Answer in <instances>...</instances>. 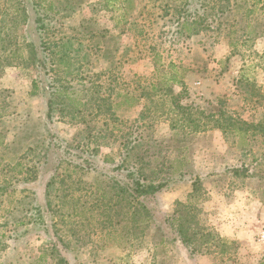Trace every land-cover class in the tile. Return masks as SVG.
<instances>
[{
    "label": "rangeland",
    "instance_id": "374dc122",
    "mask_svg": "<svg viewBox=\"0 0 264 264\" xmlns=\"http://www.w3.org/2000/svg\"><path fill=\"white\" fill-rule=\"evenodd\" d=\"M263 127L264 0H0V264H264Z\"/></svg>",
    "mask_w": 264,
    "mask_h": 264
},
{
    "label": "trees",
    "instance_id": "16d2710c",
    "mask_svg": "<svg viewBox=\"0 0 264 264\" xmlns=\"http://www.w3.org/2000/svg\"><path fill=\"white\" fill-rule=\"evenodd\" d=\"M189 32L192 31L191 28H186ZM32 48V55L33 58L36 60L38 59V52L35 49L33 45H30ZM168 69H170L171 74L169 75H164V79H162L161 83L158 84H151V89L153 94L160 93L162 96H169L170 101V106L173 109H176L179 113L188 116L186 118V121L188 124L193 126L195 129L199 127L198 121L194 118H190L191 115L198 114L199 116L206 118V119H213L214 114H209L206 115L204 111H199L195 110L193 106L190 105H183L182 101L184 97L187 95V85L185 83V75L180 74L179 70L180 68L176 67L173 64H169L167 66ZM33 89L38 90V84L37 82L33 83ZM174 86H180L182 88V91L180 93H175L174 92ZM36 92V91H35ZM33 93V91H32ZM54 102L52 99L47 100V107H48V112H47V118L52 119L53 117V107ZM195 111V112H193ZM220 118L218 120H214V123H216V126L220 129H234L237 135H240L241 138L247 139L248 137V132H249V127L250 125L246 122H241V124H237L234 122H229L226 124H221V120L224 117V111L219 110L218 111ZM227 122V120H226ZM252 126V125H251ZM254 127V126H252ZM255 128V127H254ZM256 128H258L256 126ZM264 128V127H263ZM2 135L0 134V145L3 144L1 142ZM119 169H122L121 166H118ZM124 168V167H123ZM128 173L126 175V179L129 181V184H126L125 189L122 191L126 196H128L130 199L138 201L139 199H147L149 197H152L155 199L156 195L161 192L164 188L165 185L162 183H155V182H146L147 177L146 175L142 172L141 169H128ZM235 175H240L241 171L239 169H233L232 170ZM246 171V170H245ZM243 173H245L243 171ZM146 178V179H145ZM146 180L145 182H143ZM55 181V178L48 184V186H52L53 182ZM132 182V183H131ZM143 201V200H142ZM144 202V201H143ZM129 203H131L129 201ZM140 203V209L136 210L139 211L141 214V217H143L144 221L151 222L154 218V214L152 210L146 205V203ZM136 215V214H135ZM155 221V219H154ZM169 223V227L172 230H176L178 236L182 238V243L184 245H188L189 239L185 238L187 234L184 232V230L181 228L177 230V228L174 226L173 221H171L169 218L166 220ZM179 227V226H178ZM58 264H66V260L64 258L60 259Z\"/></svg>",
    "mask_w": 264,
    "mask_h": 264
}]
</instances>
